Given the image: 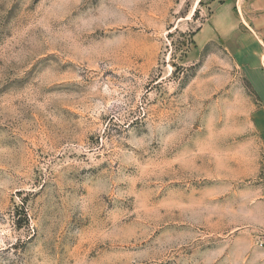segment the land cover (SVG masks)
I'll return each mask as SVG.
<instances>
[{
    "label": "rangeland",
    "instance_id": "obj_1",
    "mask_svg": "<svg viewBox=\"0 0 264 264\" xmlns=\"http://www.w3.org/2000/svg\"><path fill=\"white\" fill-rule=\"evenodd\" d=\"M263 229L264 0H0V264H264Z\"/></svg>",
    "mask_w": 264,
    "mask_h": 264
},
{
    "label": "crops",
    "instance_id": "obj_2",
    "mask_svg": "<svg viewBox=\"0 0 264 264\" xmlns=\"http://www.w3.org/2000/svg\"><path fill=\"white\" fill-rule=\"evenodd\" d=\"M223 9H225V11H229V4H226L225 6H223ZM217 15V14H216ZM218 16H216V18H217ZM214 19H215V17H214ZM213 19V20H214ZM228 25H229V23H224L223 22V20H222V18H218V20H216L215 21V26L216 27H214L215 28V30L217 31V32H227V30H228Z\"/></svg>",
    "mask_w": 264,
    "mask_h": 264
},
{
    "label": "built area",
    "instance_id": "obj_3",
    "mask_svg": "<svg viewBox=\"0 0 264 264\" xmlns=\"http://www.w3.org/2000/svg\"><path fill=\"white\" fill-rule=\"evenodd\" d=\"M256 244L258 247L264 248V229L260 230V233L256 237Z\"/></svg>",
    "mask_w": 264,
    "mask_h": 264
}]
</instances>
